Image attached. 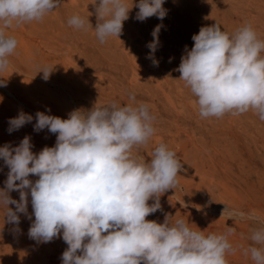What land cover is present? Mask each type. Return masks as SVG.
<instances>
[{
  "label": "clouds",
  "instance_id": "clouds-1",
  "mask_svg": "<svg viewBox=\"0 0 264 264\" xmlns=\"http://www.w3.org/2000/svg\"><path fill=\"white\" fill-rule=\"evenodd\" d=\"M164 3L133 0L130 6L127 0H93L94 28L89 17L79 14L70 16L67 24L78 31L94 30L104 44L122 34L133 7L138 21L153 16L163 20L168 11ZM61 4L62 0H0V72L9 69L18 46L6 30L42 22ZM161 27L151 33L149 59L158 48ZM191 39L193 46H185L175 70L196 97L199 116L222 118L252 111L264 121V39L253 26L244 24L228 33L215 22L202 26ZM53 70L51 65H35L36 75L42 74L45 81ZM0 86L6 81L0 80ZM128 101L123 106L116 101L95 103L89 110L71 111L67 119L38 111L34 131L55 134L54 146L34 153L31 137L25 136L16 147H0V159L9 169L0 189L4 223L19 231V214L30 220L34 216L29 238L38 243L62 238L67 248L61 264H228L226 257L237 251L252 264H264V217L255 211L226 206L220 216L250 223L249 234L242 237L250 241L247 246L233 242V227L206 234L183 218L173 222L167 213L163 223L146 219L162 211L160 197L176 189L183 164L163 142L147 156L150 159L137 150L154 136L156 117L135 93L128 94ZM32 121V115L20 111L8 120V132ZM30 176L38 178L33 181ZM12 191L19 192L18 201L10 196Z\"/></svg>",
  "mask_w": 264,
  "mask_h": 264
},
{
  "label": "rangeland",
  "instance_id": "rangeland-1",
  "mask_svg": "<svg viewBox=\"0 0 264 264\" xmlns=\"http://www.w3.org/2000/svg\"><path fill=\"white\" fill-rule=\"evenodd\" d=\"M132 2L127 0L130 6ZM92 3L62 0L42 22L6 30L18 40V46L10 57L9 69L0 72V80L6 81V86H0V147H16L30 136L32 151L39 153L45 146L55 145L56 135L47 129L34 131L38 111L67 119L71 111L89 110L95 103L126 105L128 94L135 93L137 101L147 103L156 117L154 136L137 150L150 159L147 156L163 142L183 164L176 189L160 197L162 211L146 219L163 223L167 213L173 222L183 218L206 234L233 227V242L247 246L250 241L242 237L249 234L250 223L220 216L228 206L264 217V121L252 111L201 118L196 97L178 79L180 73L175 69L185 46L191 49V37L202 26L218 22L222 30L232 33L251 24L264 39V0H165L166 17L160 20L153 16L143 22L135 19L138 9L133 7L122 34L104 44L96 39L94 30L78 31L67 24L70 16L79 14L89 17L94 28ZM157 25H162L159 45L149 59L147 45ZM37 64L54 66L47 81L42 74L36 75ZM20 111L32 115L33 121L9 133L8 120ZM8 171L0 159V189L5 187ZM29 178L35 181L38 177ZM10 196L19 200L18 191ZM9 207L15 210L14 205ZM19 216L17 231L16 225L4 223L0 208V264H61L67 248L63 239L38 243L28 236L34 216L32 220L22 213ZM226 258L228 264H252L239 251Z\"/></svg>",
  "mask_w": 264,
  "mask_h": 264
}]
</instances>
